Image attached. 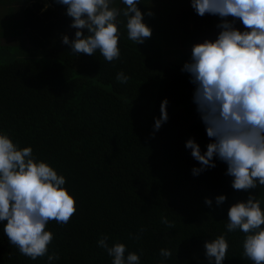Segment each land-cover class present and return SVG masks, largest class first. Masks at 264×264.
I'll return each instance as SVG.
<instances>
[{"label":"trees","instance_id":"trees-1","mask_svg":"<svg viewBox=\"0 0 264 264\" xmlns=\"http://www.w3.org/2000/svg\"><path fill=\"white\" fill-rule=\"evenodd\" d=\"M48 2L0 0V36L25 32L32 42L29 57L0 62V134L18 148L31 147L35 161L65 177L76 211L67 224L49 221L53 240L35 260L10 244L3 231L7 221H0V264H112L98 245L105 236L109 246H126L125 257L135 252L139 264H210L205 242L221 235L228 245L222 264H253L243 254L245 234L227 230V214L249 195L264 211V186L235 190L227 164L215 156V167L193 174L201 165L186 142L193 139L203 154L213 141L196 103H190V74L182 71L184 63L169 58L176 49L191 58L194 44L217 39L221 18L198 15L191 0H159L157 6L140 0L152 35L136 44L128 39L126 6L111 0V7L121 9L120 56L109 62L99 50L76 54L64 44V35L75 38L72 18L66 5ZM18 21L19 31L10 34L7 23ZM234 26L245 30L238 20ZM119 72L127 83L117 81ZM165 99L168 119L156 130ZM220 195L226 199L218 204ZM161 249L172 255L162 257ZM49 254L59 259L49 262Z\"/></svg>","mask_w":264,"mask_h":264},{"label":"clouds","instance_id":"clouds-1","mask_svg":"<svg viewBox=\"0 0 264 264\" xmlns=\"http://www.w3.org/2000/svg\"><path fill=\"white\" fill-rule=\"evenodd\" d=\"M57 2L67 6L71 27L76 29L73 40L63 36L64 44L76 54L93 55L99 50L106 61L119 58L116 21L121 9L111 7V0ZM122 2L126 6L122 15L126 18L128 39L143 43L151 37L152 30L143 22L144 14L137 6L140 0ZM191 6L200 16L216 15L222 20L217 39L194 44L191 60L182 68L195 85L193 99L207 136L213 141L203 154L193 139L186 142V148L201 165L193 169V174L215 167V156L227 164L226 174L233 177L235 190L264 186V0H191ZM237 20L244 31L234 26ZM116 79L127 83L128 77L119 72ZM166 106L165 99L160 106L161 115L155 120L156 130L168 119ZM65 183V177L49 164L34 160L31 147L18 148L8 135L0 134V221H7L4 234L22 255L33 260L45 256L53 240L46 225L51 220L67 224L75 214V200ZM225 199L220 195L217 203ZM205 203L212 202L206 199ZM260 204V200L249 195L246 202L233 204L227 214V230L239 229L245 234L243 254L253 264H264V211ZM161 222L172 227L167 217ZM98 245L113 258L112 264H139L140 257L135 252L125 257L123 243L109 246L105 236ZM204 246L210 264H222L228 248L225 237L206 241ZM160 255L168 258L172 253L161 249ZM47 258L52 262L59 256L49 254Z\"/></svg>","mask_w":264,"mask_h":264},{"label":"rangeland","instance_id":"rangeland-1","mask_svg":"<svg viewBox=\"0 0 264 264\" xmlns=\"http://www.w3.org/2000/svg\"><path fill=\"white\" fill-rule=\"evenodd\" d=\"M153 1V0H152ZM156 2L154 3L156 6L158 5L159 0H155ZM45 5L49 6L48 0H42ZM152 6V5H151ZM154 6V5H153ZM155 7V6H154ZM6 13L7 11H2V18H6ZM154 14V12L152 13ZM14 27H12V26ZM21 27L20 21L15 22V23H7V31L11 34L14 31H19ZM73 29V28H72ZM70 29V30H72ZM13 30V32H12ZM74 31V29H73ZM70 32V31H69ZM157 40L159 42H162L163 38L157 37ZM166 44H163V47L165 48ZM32 47V42L31 40L26 37V33L24 34L21 32V35H14L12 34L11 36H0V62H10L18 58H25L29 57L31 54L27 53V50ZM174 49H176L174 47ZM174 53L172 54L171 57H169L171 60L176 61L177 63H186L191 60L190 57L186 54L184 55L183 51H178L177 49L173 51ZM190 103H194V99L190 101ZM189 103V104H190Z\"/></svg>","mask_w":264,"mask_h":264}]
</instances>
